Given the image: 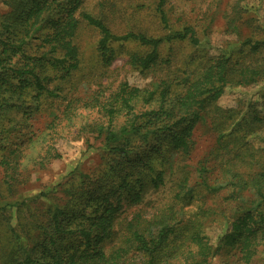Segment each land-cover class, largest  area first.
Wrapping results in <instances>:
<instances>
[{"label":"rangeland","instance_id":"obj_1","mask_svg":"<svg viewBox=\"0 0 264 264\" xmlns=\"http://www.w3.org/2000/svg\"><path fill=\"white\" fill-rule=\"evenodd\" d=\"M156 1L82 0L80 10L102 19L114 34L135 32L160 37L166 30ZM33 4L34 0H0V39L24 37L29 23L25 16ZM164 8L170 26L175 30L193 27L199 44L187 39L163 43L155 70L144 71L133 64V55L151 51L135 40L112 43L114 58L107 63L99 48L100 31L81 22L74 37L79 53L77 69L63 76L49 63H35L36 72L49 76L47 85L56 90V96L38 97L39 90L33 84L23 88L21 94L0 86V159L9 156L11 161L9 169L0 162V264H9V256L17 253L13 252L20 243L17 234L28 248L43 240V226L50 220L45 212L53 204L79 213L85 203L82 199L87 197L85 191H94L93 202L118 187L122 173L113 164L122 156L110 150L112 145L106 142L101 128L111 123L119 129L125 123L127 117L115 98L123 84L155 94L150 102L138 100L136 112L161 108L176 111L173 102L186 90L184 80L201 74L213 58L232 53L237 72L263 62L264 48L260 53L250 52L245 40H264V0H165ZM47 16L50 19L59 15L52 11ZM49 32L48 25L34 30L35 37L24 45L26 54L41 56L47 48L40 44ZM3 56L0 46V60ZM17 57L13 62L25 65L26 55ZM254 76L248 84L229 83L216 101H207L194 122L190 153L170 148L161 133L150 134L154 141L149 144L139 135L131 136L127 145L122 144L131 150L128 155H140L143 163L134 160L130 164L135 167H129L124 175L140 192V198L132 197L129 191L110 195L120 206L119 220L139 212L155 218L174 206L176 230L171 245L181 248L169 251L171 264H187L182 256L194 250L185 243V226L190 220L201 224L207 242L218 244L230 232V221L255 200L250 187L229 184L234 176L247 177L264 170V73ZM164 82L171 90L165 99L161 96ZM111 104L118 111L112 122L106 111ZM166 122L168 116L146 128L154 130ZM202 167L207 171L201 177ZM160 171L164 182L156 187L152 178ZM203 177L224 188L208 192L200 184ZM185 178L194 187L193 197H178L183 194L180 184ZM85 211L90 214L91 208L87 206ZM81 221L78 215L72 227ZM118 230L119 235L123 234L120 227ZM64 242L77 243L78 239L72 235ZM38 255H42L39 248ZM195 264H264V251L260 249L246 263L237 247L230 249L225 241L208 262Z\"/></svg>","mask_w":264,"mask_h":264},{"label":"trees","instance_id":"obj_2","mask_svg":"<svg viewBox=\"0 0 264 264\" xmlns=\"http://www.w3.org/2000/svg\"><path fill=\"white\" fill-rule=\"evenodd\" d=\"M156 2L157 11L166 30V33L160 37L135 32L123 35L114 34L102 19L80 10L82 0H34L33 7L28 10L25 16L29 23L24 37L0 39L4 55L0 60V86L8 89L10 93L21 94L23 88L33 84L39 90L38 97L45 94L56 96V90L50 89L47 85L49 76H41L39 72H36L35 63L38 61H44L43 65L49 63L53 68L63 72V76H68L77 69L79 53L74 43V37L80 29L81 22H86L100 31L99 48L107 63L113 61L112 43L114 42L135 40L142 45L149 46L151 51L131 57L133 64L144 71H152L159 66V49L165 42L187 39L192 44L198 45L199 38L195 29L190 26L181 30L173 29L164 8L165 0ZM52 11L59 16L48 19L47 14ZM46 25L51 26V32L42 39L40 47L47 48V50L41 56L26 54L24 45L35 37L32 35L33 31H39ZM245 42L250 45V52L260 53L264 48V40L249 38ZM19 54L26 55V63L23 66L13 62L15 58H19L17 57ZM231 54L213 58L201 74L192 78L188 76L184 80L186 90L176 96V101L173 102V105H176V111L161 108L158 111L136 112L138 100L143 99L145 102H150L155 94L148 89L131 87L127 83L123 84L115 98L120 103L121 110L127 119L119 129L113 128L111 123L107 127L101 128L102 132H105L106 142L108 145H112L110 150L122 156L116 164H113V168L121 169L120 184L114 191L111 190L100 195L93 202L91 200L95 195L94 191L92 193H88V190L85 191L87 197L82 199L85 203L79 213L76 210H68L67 207L53 204L48 209L49 211L45 212L49 215L50 220L47 226H43V240L38 245L34 244L28 248L17 234L20 243L18 242V249L13 250L17 253H12L9 256V264H171L169 251L181 248L176 244L171 245L172 236L176 230L173 222L174 206L160 212L155 218H146L139 212L130 219L119 220L120 206L111 200L110 195H122L124 191H129L133 192L132 197L140 198V192L136 191L128 177L124 176L129 167H135L130 164L134 160L143 163L140 155H128L131 150L125 145L131 142V136L139 135L144 138L146 144H149L154 141L152 136H158L161 133L164 139L168 140L170 148L182 150L188 154L192 147L194 122L199 117V112L205 108L207 101H216L231 82L248 84L251 82L248 79L253 80L255 79L254 75L264 73V60L256 68L247 67L248 69L245 68V70L237 72L234 63L232 65ZM262 54L263 52L260 55ZM6 59L8 60L5 61ZM35 60L37 61L35 62ZM170 94V84L164 82L161 96L165 99ZM111 105L106 108V111L112 122L118 111L114 104ZM164 116H168V122L165 125L155 126L154 130L146 128L147 124H154L156 121L162 122ZM140 118L146 119L142 121ZM152 133L154 135L150 136ZM0 162L7 169L10 168L9 156H3ZM150 169L152 168L150 167ZM206 171L207 169L202 167L200 176L202 177ZM101 182L105 184L104 179ZM163 182L162 171L152 178V183L156 187H159ZM188 182V178L181 181L183 194H179L178 197L194 196V187L190 186ZM200 184L210 193L220 192L224 188L221 184H211L207 177H203ZM229 184L237 185L239 188L250 187L254 193V202L250 206L247 205L244 212H239L230 221L228 226L230 232L222 236L218 244L207 242L205 239L208 237L202 235L201 224H198L196 220H190L185 226L187 229L184 231L185 243L192 245L194 250H190L185 256H182L185 263L208 262L211 256L218 250L220 251V247L225 241L230 249L237 247L241 259L246 263H250L259 254L260 249L264 251V170L249 174L247 177L234 176V180ZM88 187L91 188L90 185ZM234 196L241 198L236 193ZM20 204L22 206V203ZM87 206L91 208L90 214L85 211ZM78 215H81L82 221L72 227L71 223L77 219ZM191 222L193 225L190 230ZM119 227L124 231L121 235H119ZM11 229L13 230V228ZM72 235L77 237L78 242L65 243L64 239L66 241L68 236ZM38 248L42 254L40 256ZM167 248H169L168 251H165Z\"/></svg>","mask_w":264,"mask_h":264}]
</instances>
